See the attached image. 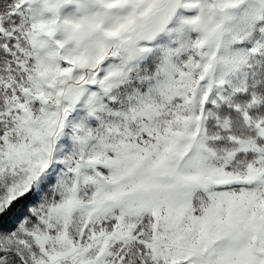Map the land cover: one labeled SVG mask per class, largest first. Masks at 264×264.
Masks as SVG:
<instances>
[{"label":"snow or ice","instance_id":"1","mask_svg":"<svg viewBox=\"0 0 264 264\" xmlns=\"http://www.w3.org/2000/svg\"><path fill=\"white\" fill-rule=\"evenodd\" d=\"M0 264H264V0H0Z\"/></svg>","mask_w":264,"mask_h":264}]
</instances>
